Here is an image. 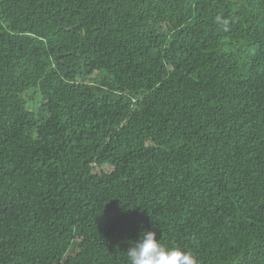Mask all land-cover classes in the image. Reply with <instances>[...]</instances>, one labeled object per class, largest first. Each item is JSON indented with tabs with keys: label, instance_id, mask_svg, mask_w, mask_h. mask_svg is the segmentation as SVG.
<instances>
[{
	"label": "trees",
	"instance_id": "1",
	"mask_svg": "<svg viewBox=\"0 0 264 264\" xmlns=\"http://www.w3.org/2000/svg\"><path fill=\"white\" fill-rule=\"evenodd\" d=\"M142 230L264 264V0H0V264Z\"/></svg>",
	"mask_w": 264,
	"mask_h": 264
},
{
	"label": "clouds",
	"instance_id": "2",
	"mask_svg": "<svg viewBox=\"0 0 264 264\" xmlns=\"http://www.w3.org/2000/svg\"><path fill=\"white\" fill-rule=\"evenodd\" d=\"M132 242L127 250L128 264H197L191 252L165 246L155 231L142 230L139 239Z\"/></svg>",
	"mask_w": 264,
	"mask_h": 264
}]
</instances>
